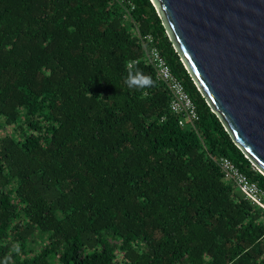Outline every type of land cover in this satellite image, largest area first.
<instances>
[{
	"label": "trees",
	"instance_id": "trees-1",
	"mask_svg": "<svg viewBox=\"0 0 264 264\" xmlns=\"http://www.w3.org/2000/svg\"><path fill=\"white\" fill-rule=\"evenodd\" d=\"M126 1L0 0V264H264V211L218 161L262 189L264 174L152 1ZM150 35L196 106L193 124L144 60ZM133 61L153 87H127Z\"/></svg>",
	"mask_w": 264,
	"mask_h": 264
},
{
	"label": "water",
	"instance_id": "water-1",
	"mask_svg": "<svg viewBox=\"0 0 264 264\" xmlns=\"http://www.w3.org/2000/svg\"><path fill=\"white\" fill-rule=\"evenodd\" d=\"M236 145L264 174V0H151Z\"/></svg>",
	"mask_w": 264,
	"mask_h": 264
},
{
	"label": "built area",
	"instance_id": "built-area-1",
	"mask_svg": "<svg viewBox=\"0 0 264 264\" xmlns=\"http://www.w3.org/2000/svg\"><path fill=\"white\" fill-rule=\"evenodd\" d=\"M117 2L131 5V3H127L126 0H117ZM144 41L150 44V48L147 50V55L144 60L147 64L154 67L158 80L163 82L170 91L171 111L182 117L180 121L182 126H186L188 123H195L199 120V115L184 84L172 72L170 65L162 56L158 46L155 45L154 37L151 35L147 36ZM135 63H138V61H135ZM218 164L224 179L235 183L248 201L264 211V189L257 183L251 181L232 160L222 157L219 159Z\"/></svg>",
	"mask_w": 264,
	"mask_h": 264
},
{
	"label": "clouds",
	"instance_id": "clouds-1",
	"mask_svg": "<svg viewBox=\"0 0 264 264\" xmlns=\"http://www.w3.org/2000/svg\"><path fill=\"white\" fill-rule=\"evenodd\" d=\"M126 71L127 75L124 78V83L130 89L142 90L155 85L152 76L145 74L138 66H136L134 61L127 63Z\"/></svg>",
	"mask_w": 264,
	"mask_h": 264
}]
</instances>
